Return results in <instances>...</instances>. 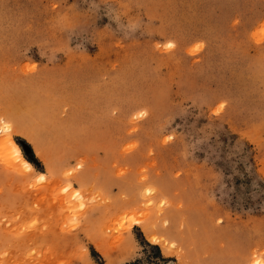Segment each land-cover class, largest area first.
<instances>
[{
    "label": "rangeland",
    "instance_id": "obj_1",
    "mask_svg": "<svg viewBox=\"0 0 264 264\" xmlns=\"http://www.w3.org/2000/svg\"><path fill=\"white\" fill-rule=\"evenodd\" d=\"M3 121L0 264H264V0H0Z\"/></svg>",
    "mask_w": 264,
    "mask_h": 264
},
{
    "label": "bare ground",
    "instance_id": "obj_2",
    "mask_svg": "<svg viewBox=\"0 0 264 264\" xmlns=\"http://www.w3.org/2000/svg\"><path fill=\"white\" fill-rule=\"evenodd\" d=\"M4 124L0 128V151L3 153L6 161L13 166H17L18 170L31 171L34 170L33 164L24 156L21 147L13 139L11 135L12 126L3 121ZM42 176L44 174L42 173ZM152 242H156L158 238L151 237Z\"/></svg>",
    "mask_w": 264,
    "mask_h": 264
},
{
    "label": "water",
    "instance_id": "obj_3",
    "mask_svg": "<svg viewBox=\"0 0 264 264\" xmlns=\"http://www.w3.org/2000/svg\"><path fill=\"white\" fill-rule=\"evenodd\" d=\"M23 145H24V147L26 148V150H28V151H29V149H28L27 145H25V144H23Z\"/></svg>",
    "mask_w": 264,
    "mask_h": 264
},
{
    "label": "snow or ice",
    "instance_id": "obj_4",
    "mask_svg": "<svg viewBox=\"0 0 264 264\" xmlns=\"http://www.w3.org/2000/svg\"><path fill=\"white\" fill-rule=\"evenodd\" d=\"M169 47H172V45H169Z\"/></svg>",
    "mask_w": 264,
    "mask_h": 264
}]
</instances>
